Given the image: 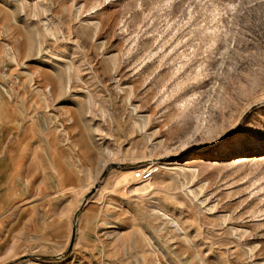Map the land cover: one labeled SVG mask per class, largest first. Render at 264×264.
<instances>
[{"label": "rangeland", "instance_id": "rangeland-1", "mask_svg": "<svg viewBox=\"0 0 264 264\" xmlns=\"http://www.w3.org/2000/svg\"><path fill=\"white\" fill-rule=\"evenodd\" d=\"M0 166V264H264V0H0Z\"/></svg>", "mask_w": 264, "mask_h": 264}, {"label": "built area", "instance_id": "built-area-1", "mask_svg": "<svg viewBox=\"0 0 264 264\" xmlns=\"http://www.w3.org/2000/svg\"><path fill=\"white\" fill-rule=\"evenodd\" d=\"M158 172V166L153 164L134 170V177L140 181H146Z\"/></svg>", "mask_w": 264, "mask_h": 264}, {"label": "bare ground", "instance_id": "bare-ground-1", "mask_svg": "<svg viewBox=\"0 0 264 264\" xmlns=\"http://www.w3.org/2000/svg\"><path fill=\"white\" fill-rule=\"evenodd\" d=\"M246 160H247V157H245V156H238V157H235L232 162L233 163H236V164H239V163L245 162ZM193 162L200 163V160L199 159H193L192 161L187 162L185 165L192 166L193 164H195ZM133 174H134V172H133ZM150 179H148V180H150ZM148 180H146V181H148ZM141 182H145V181H141Z\"/></svg>", "mask_w": 264, "mask_h": 264}, {"label": "crops", "instance_id": "crops-1", "mask_svg": "<svg viewBox=\"0 0 264 264\" xmlns=\"http://www.w3.org/2000/svg\"><path fill=\"white\" fill-rule=\"evenodd\" d=\"M0 167H1V166H0ZM3 176H5V171H4V169L0 168V183H1L2 180L4 179ZM2 177H3V178H2ZM1 179H2V180H1ZM2 207H4V206L0 205V208H2Z\"/></svg>", "mask_w": 264, "mask_h": 264}]
</instances>
